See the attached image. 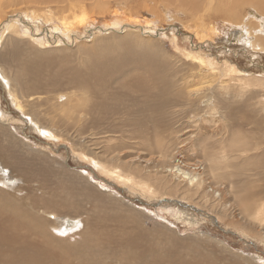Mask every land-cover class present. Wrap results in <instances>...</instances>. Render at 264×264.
Masks as SVG:
<instances>
[{
    "label": "rangeland",
    "instance_id": "1",
    "mask_svg": "<svg viewBox=\"0 0 264 264\" xmlns=\"http://www.w3.org/2000/svg\"><path fill=\"white\" fill-rule=\"evenodd\" d=\"M98 1L101 11L94 1H87L76 7L78 10L73 14H67L72 25L68 28L72 31L61 26V16L45 0L37 6L26 1L12 5L5 0L9 5L0 7V28L13 20L20 31L28 33L20 32L22 37L13 34L12 43L19 53L12 64L19 67L25 64L23 61L33 60L40 65V79L51 83L45 87L36 81L34 74L26 77L23 99L35 103V110L21 102L23 109L30 114L40 112L41 123L49 129L53 127L58 138L47 139L31 130L29 124L35 118L16 111L1 89L3 86L0 87V111L16 119L11 122L12 128L28 145L7 147L5 137L0 140V163L6 167L7 177H14L6 183L5 176L0 175V230H5V238L0 240V264H243L240 256L252 258L254 264H264V243L228 226L226 217L218 216L208 205L190 202L196 208L184 209L180 199L169 197L159 189V184L147 178L150 192L143 197L78 159L80 152L101 159L107 153L106 148L111 147L110 138L120 141L122 147L134 139L136 149L143 151L139 154L143 159L149 158L153 134L155 130L163 134L167 122L172 123V138L175 148H179L190 139L189 131L196 124L193 116L208 115L199 103L190 104L193 97L187 100L184 94L188 89L209 94L205 85L195 86L196 80L192 87H186V82L190 83L193 73L198 71L196 62L188 56L221 63L228 60L246 78L264 79V53L255 55L238 42L236 28L230 30L208 23L213 24V33L205 30V34L197 33L184 11L163 0ZM34 8L41 11L37 15L41 17L30 20L29 10ZM79 17L85 18L83 25H78ZM112 23L118 25L115 30L103 31ZM127 25H139L144 30H133ZM56 26L60 28L58 31ZM4 33L0 52H10L11 47L6 44L9 32ZM110 60L124 63L118 73L106 78L113 79L112 92L117 98L124 95V105L109 94L101 99L91 98L95 109L81 113L80 120L50 106L49 97H61L58 102L64 103L67 96L80 95L78 89L63 87L73 73L88 76L92 67ZM91 62L93 66L89 68ZM31 85H38L41 93L28 89ZM115 86L121 87L118 93ZM257 88L252 90H258L259 97L251 95L250 99L247 96L250 94L245 93L244 98H229L227 103L220 104L223 107L218 115L224 117L221 120L227 125V136L242 131L264 146L260 141V137L264 141V113L257 111L259 102L264 104V88ZM38 97L43 100H37ZM153 97L163 106L153 101ZM101 100L106 107L95 105V101ZM140 132L149 135L140 136ZM122 147L117 146L116 150ZM152 154L157 156V152ZM148 166L146 171L150 173L160 171L152 168L153 163ZM249 169L244 167L241 178L248 183L254 178L255 183L260 174L258 184L262 186L264 168L257 173ZM152 193L166 194L164 197L168 199L157 201ZM255 199L261 198L258 195ZM230 201L237 204L232 197ZM31 206L36 218L24 211ZM65 216L79 218L81 225H76V231L70 227L57 229L59 220ZM50 218L48 223L39 224L40 220Z\"/></svg>",
    "mask_w": 264,
    "mask_h": 264
},
{
    "label": "bare ground",
    "instance_id": "2",
    "mask_svg": "<svg viewBox=\"0 0 264 264\" xmlns=\"http://www.w3.org/2000/svg\"><path fill=\"white\" fill-rule=\"evenodd\" d=\"M24 1L32 6H37V4H41L39 2L42 0H8V3L13 5L21 4V2ZM45 1L48 4H53L57 10V14L61 16V26H65L67 28L70 26L72 27V25L68 22L69 19L67 14H73V11L76 12V10H78L75 9L76 7L85 5L87 1H94L95 3H93L97 9L102 8L98 0ZM163 1L167 4H173L180 11H184L189 20L194 23L197 33L203 34L205 31L207 33L212 31L211 33H213L215 28L213 29V24L211 26V24L208 25V23H216L220 25L219 27L223 26L224 28H229L230 30L236 28L239 31L238 42L244 43L247 48L252 49L255 55H259L261 52L264 53V0ZM8 3H6L5 0H0V7L9 5ZM44 6L45 3L42 5L43 9ZM251 10L253 12H250ZM38 12L41 11L35 8L34 10L30 9V20L34 19L38 15ZM245 13H247V15H244ZM249 14L252 15V17L250 16L251 18H249ZM38 17L40 18L41 16H37L36 18ZM83 17H79V19H77L78 25H83L85 19H83ZM50 19L48 20L50 21ZM112 24L107 25L108 27L106 26L107 28H104L103 31L115 30L117 24ZM16 25V21L10 20L9 22H6L2 28H0V39L5 35V31L9 32L6 36V44L8 43L11 47L10 52H0V82L2 83V85L0 84V87L3 86L1 89L7 93V97L10 102L15 105L14 109L16 111L20 110L23 111L24 114H30L23 109V105L21 104V102H23L31 109L35 110V103H31L23 99V92L27 89L25 83L26 77L34 74L36 81L45 87L51 86V83L48 79H40V65L39 63L33 62V60L26 62L23 61L25 64L19 67L12 64L17 57L16 54L19 53L18 47L12 43V40L14 39L13 34H18L19 37H22L20 32H24L26 35L28 34L25 30L20 31ZM130 27L133 30H144L139 25H132ZM56 29V31H58L60 28L58 29V26H56ZM71 29L68 28V30ZM107 33L105 35H107ZM16 39L17 38H15V41ZM188 57L191 58L194 63L196 62L195 64L198 65V71L196 74L193 73L194 76L192 75V81L190 83L186 82V87H192L193 82L196 80L195 86L201 84L205 85V90L208 89L209 94L195 92L194 90L189 91V89L188 92H185L184 90L187 100L190 97L194 98V100H190V104L193 105L194 103H199V105L203 106L206 111L205 113H208L207 116L203 115L202 117H199L197 114L193 116L196 120L194 121L196 124L192 129H190V139L187 142L179 146V148H175L176 144H174L172 138L173 129H170V125L172 123L167 122L165 124H167L168 127L165 128L166 130H164L163 134L157 133L155 130V133L153 134L154 140L150 144L153 151H150L151 157L149 158L143 159L142 154H139L143 151H138L136 149L137 146L134 139H130L129 144L122 147L123 145L120 141L110 138L111 147L110 149L106 148L107 153H105L101 159H97L93 155H88L89 153L86 152H78V155L80 156H78V159L81 158V162H86L89 166L95 168V171L99 174L110 178L114 182L122 184L127 189L133 190L134 192L137 191V193L143 197H147V194L150 192L149 183H147L145 179H151L153 183L159 184V189H163L165 193L169 194V197L180 199V202L183 203L181 205L184 209L196 208L195 206H192V204H189L190 202L201 206L202 204L208 205L212 208V210H214L215 214H220L226 217V224L228 226L233 227L234 230L237 228L236 230L245 237L264 243V197H262V195H264V184L262 186L258 184V181L262 178L260 174H258V178L255 183L254 178L249 180L250 183L245 182L241 178V172L245 166L250 167L249 171L255 173L264 168V146H261L257 141H252V135L250 137L242 131H235L227 136V125H225L226 123H223L222 121L224 117L220 114L218 115V112L220 113L219 108L223 107V105L220 104L227 103V99L229 98L233 99L239 96L243 97L245 93L250 94L247 95L249 98L251 95L254 96L253 98L259 97L260 95H258V90L252 89L257 87L263 89L264 79L263 77L259 79H254L252 77V79L246 78L243 73L239 72L232 64L227 63L228 60L221 63L219 61H215L214 59H208V61H206V58L204 59L203 57L196 55H189ZM123 65L124 63L121 60H110L104 63H98L97 66L92 67L93 63L91 62L89 68L92 67V69L88 76L84 75L80 77L79 75L76 76V74L73 73L68 79L70 82L68 81L67 85L63 86L67 89H78L80 95L77 97L73 95L67 96L68 100L64 103H59L61 101H59L61 97H49L47 99L50 102V106L52 108L55 107V109L60 113L69 114L71 116L75 115V118L80 120L82 118L81 113L88 114L95 109L91 98L101 99L109 94L110 98L120 100V105H124V95L122 96V99L117 98L112 92V83L110 81L113 79L109 80V78H112L111 76H113L114 73H118V70L121 69ZM107 77L109 78L106 79ZM104 79L106 80L102 82ZM23 80L24 87L22 86ZM28 89L35 91L36 94L41 93L38 85H31ZM120 89L121 87L115 86L117 93ZM19 98L23 100L20 101ZM75 98L77 99L75 100ZM37 100L42 101L43 99L38 97ZM153 101L163 106V104L156 97H153ZM95 105L103 108L106 107V102L103 100L100 102L95 101ZM259 110L264 113L263 103L259 102L257 111ZM39 114L40 112H32L30 114L35 118L34 123L29 124L30 129L32 128L31 130L36 131L38 134L47 139L51 137L57 138L53 127H50L49 129L41 123ZM196 116L199 118L197 119ZM13 120L16 119L9 117L7 113H2L0 111V140L4 136L7 147H15V145L16 147L28 146L15 134L11 124ZM49 121L51 124L54 123L52 118H50ZM148 122L151 121L148 120ZM163 122L164 121L162 120L161 123ZM186 122L191 123L189 121ZM139 134L140 136L143 134L149 135V133L145 132H140ZM260 141L261 143H264L261 137ZM117 146L122 148L116 150ZM154 152H157V156L152 154ZM259 160H262L263 163L260 164ZM151 163H153L152 168H160V171H153V173L146 171V169L149 168L147 165H150ZM3 167L0 163V175L3 177L5 176L6 183L7 180L10 183L14 177H7V171L5 170L6 167L5 169ZM82 179L88 182L85 178ZM79 181L83 182L82 180ZM95 189L97 192L98 188ZM164 195L166 194L157 195L156 193H152V196H155L157 201L168 199L165 198ZM258 195L261 198L260 201L255 199ZM231 197L237 204L231 203ZM31 210H34L33 206H31V209L30 207L25 208L24 211L27 216L28 214L34 216ZM46 212L50 213V211ZM51 218L53 219L54 216ZM51 218L40 220L39 224L44 225L49 222L48 220H52ZM67 218H69L70 221H65ZM77 219L79 218L65 216L59 220L57 229L70 227L69 229L76 231L78 229V226L76 225L78 223L81 225V221ZM4 231L5 230L3 229L0 230V240L5 238L3 234ZM239 261L243 264H254L252 262L254 261L252 258L246 259L240 256Z\"/></svg>",
    "mask_w": 264,
    "mask_h": 264
}]
</instances>
